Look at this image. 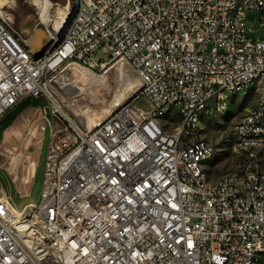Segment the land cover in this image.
Returning <instances> with one entry per match:
<instances>
[{
    "label": "built area",
    "instance_id": "2783aa9c",
    "mask_svg": "<svg viewBox=\"0 0 264 264\" xmlns=\"http://www.w3.org/2000/svg\"><path fill=\"white\" fill-rule=\"evenodd\" d=\"M263 29L264 0H73L63 34L47 27L34 52L0 4V121L43 98L45 119L64 123L27 212L0 185V264H261L264 171L252 154L241 174L210 180L202 120L253 93L229 137L264 149ZM112 60L137 73L140 92L77 124L69 68Z\"/></svg>",
    "mask_w": 264,
    "mask_h": 264
},
{
    "label": "rangeland",
    "instance_id": "374dc122",
    "mask_svg": "<svg viewBox=\"0 0 264 264\" xmlns=\"http://www.w3.org/2000/svg\"><path fill=\"white\" fill-rule=\"evenodd\" d=\"M0 4L13 15L23 39L29 42L45 33L43 42L47 45V27L52 28L56 18L72 11L73 0H62L61 3L52 0H0ZM46 16L47 24L43 23ZM109 55L101 50L95 53L98 61L108 60ZM68 71L75 72L72 79L78 87L72 96L75 105L69 111L81 126L110 114L140 92L141 80L137 73L128 64L117 60L110 61L102 70L69 68ZM253 99V93L235 95L230 98L227 112L204 116V136L216 148L214 156L205 163L210 180L222 175L241 174L244 167L252 164V154L264 171V149L236 150L229 137L232 127L245 114ZM119 102L121 104L116 106ZM138 105L146 107L147 104L140 98ZM46 115L49 113L43 98H27L0 121V185L16 207L26 208L25 212L38 199L51 130L64 125L60 120L47 121ZM172 118L171 115L166 117L168 120ZM261 264H264V258Z\"/></svg>",
    "mask_w": 264,
    "mask_h": 264
},
{
    "label": "bare ground",
    "instance_id": "6f19581e",
    "mask_svg": "<svg viewBox=\"0 0 264 264\" xmlns=\"http://www.w3.org/2000/svg\"><path fill=\"white\" fill-rule=\"evenodd\" d=\"M3 8V7H1ZM72 17V11H66L64 14H62L61 16H59L58 18H56L53 22L54 27H52L54 30H56V33L59 35H62L66 26L68 25L70 18ZM48 18L47 16L44 18V22L45 24H47ZM47 35V34H46ZM43 36H45V33L42 34L41 36H33L34 38H31L28 42V44L31 46L32 50L34 52H38L39 50L45 48L47 45L45 42H43ZM48 36V35H47ZM124 101V100H123ZM121 101V103L123 102ZM120 102L116 105H120ZM106 116H108L107 114L99 119H96L94 122H99L100 120H102L103 118H105Z\"/></svg>",
    "mask_w": 264,
    "mask_h": 264
},
{
    "label": "trees",
    "instance_id": "16d2710c",
    "mask_svg": "<svg viewBox=\"0 0 264 264\" xmlns=\"http://www.w3.org/2000/svg\"><path fill=\"white\" fill-rule=\"evenodd\" d=\"M53 2H56V3H61L62 0H52Z\"/></svg>",
    "mask_w": 264,
    "mask_h": 264
}]
</instances>
